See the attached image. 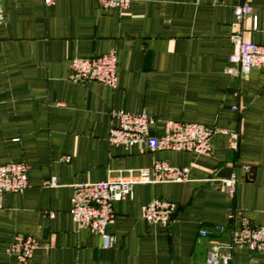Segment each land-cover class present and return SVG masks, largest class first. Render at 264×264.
<instances>
[{
    "label": "crops",
    "instance_id": "1",
    "mask_svg": "<svg viewBox=\"0 0 264 264\" xmlns=\"http://www.w3.org/2000/svg\"><path fill=\"white\" fill-rule=\"evenodd\" d=\"M242 4L252 14L237 22L233 8ZM2 5L0 166L25 164L28 187L2 198L0 264H18L6 252L17 235L37 241L29 264H205L213 240L229 241L216 226L238 231L244 218L264 226V68L240 77L225 72L232 34L264 46V0H133L123 12L96 0ZM111 51L115 89L71 80L74 57ZM120 110L154 118L155 136L164 121L211 128V153L111 144L117 124L111 113ZM155 161L187 167L189 181L136 185L131 199L115 202L109 249L98 235L76 229L69 214L73 185ZM224 168L236 176L234 195L209 181L230 178L219 176ZM154 199L175 203L168 225L143 219ZM202 228L207 237L199 235ZM232 264H264V253L237 247Z\"/></svg>",
    "mask_w": 264,
    "mask_h": 264
},
{
    "label": "built area",
    "instance_id": "2",
    "mask_svg": "<svg viewBox=\"0 0 264 264\" xmlns=\"http://www.w3.org/2000/svg\"><path fill=\"white\" fill-rule=\"evenodd\" d=\"M0 0V25L5 21L3 3ZM105 10L126 11L133 0H96ZM246 1V0H245ZM49 3L50 0H45ZM252 14L251 7L242 4L233 8L237 22ZM253 28L256 18L253 17ZM232 52L229 55L225 72L231 77H240L251 68H264V46L243 39L241 33L230 36ZM71 80L75 83L98 82L110 89L116 88L117 58L114 51L96 57H74L70 62ZM111 117L116 125L109 131V142L115 145L135 147L144 145L150 152L187 151L200 155L211 153V137L214 130L202 125L164 121L162 134L155 136L151 128L156 124L154 118L142 112L137 115L123 110L113 111ZM237 134L232 135L231 147L236 149ZM70 157L63 158L68 162ZM247 170V168H246ZM189 181L187 167L171 166L165 162L155 161L151 167L129 170L127 173L108 177L104 181L79 183L73 185L69 214L77 230L86 229L101 239L103 249L113 247L114 239L107 232L114 223L113 204L132 198L136 185H154L159 183H180ZM229 195H234L237 184L235 175L228 179H210ZM54 186V182L50 183ZM28 187V168L23 163H11L0 166V208L6 193H21ZM176 205L170 201L154 199L144 208L143 219L149 224L168 225L174 220ZM215 233L229 234L228 242L213 240L206 254L205 264H232L233 251L237 247L250 252L264 253V226L252 227L247 219L242 220L238 231L226 229L224 225L216 226ZM209 230L200 229L199 235L207 237ZM38 244L34 237L17 235L6 249L15 257L18 264H29Z\"/></svg>",
    "mask_w": 264,
    "mask_h": 264
},
{
    "label": "water",
    "instance_id": "3",
    "mask_svg": "<svg viewBox=\"0 0 264 264\" xmlns=\"http://www.w3.org/2000/svg\"><path fill=\"white\" fill-rule=\"evenodd\" d=\"M231 169L230 168H224L221 170V172L219 173V176H222V177H225V178H228L230 177L231 175Z\"/></svg>",
    "mask_w": 264,
    "mask_h": 264
}]
</instances>
